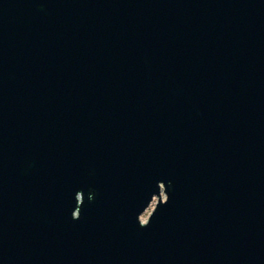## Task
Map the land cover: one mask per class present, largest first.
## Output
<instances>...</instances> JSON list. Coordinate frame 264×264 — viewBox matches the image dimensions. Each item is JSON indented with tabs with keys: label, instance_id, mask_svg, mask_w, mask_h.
Wrapping results in <instances>:
<instances>
[{
	"label": "water",
	"instance_id": "95a60500",
	"mask_svg": "<svg viewBox=\"0 0 264 264\" xmlns=\"http://www.w3.org/2000/svg\"><path fill=\"white\" fill-rule=\"evenodd\" d=\"M0 264H264V0H0Z\"/></svg>",
	"mask_w": 264,
	"mask_h": 264
},
{
	"label": "rangeland",
	"instance_id": "374dc122",
	"mask_svg": "<svg viewBox=\"0 0 264 264\" xmlns=\"http://www.w3.org/2000/svg\"><path fill=\"white\" fill-rule=\"evenodd\" d=\"M162 197L164 198L163 193H162ZM156 200H157V198L154 197V199L152 200V202L150 203V205L148 206V208L141 214V216H140V219L141 220H145L147 218L148 214L150 213V211L154 207Z\"/></svg>",
	"mask_w": 264,
	"mask_h": 264
},
{
	"label": "snow or ice",
	"instance_id": "6c2138e0",
	"mask_svg": "<svg viewBox=\"0 0 264 264\" xmlns=\"http://www.w3.org/2000/svg\"><path fill=\"white\" fill-rule=\"evenodd\" d=\"M144 225H146V224H144Z\"/></svg>",
	"mask_w": 264,
	"mask_h": 264
}]
</instances>
